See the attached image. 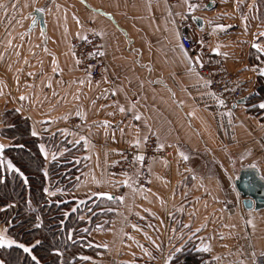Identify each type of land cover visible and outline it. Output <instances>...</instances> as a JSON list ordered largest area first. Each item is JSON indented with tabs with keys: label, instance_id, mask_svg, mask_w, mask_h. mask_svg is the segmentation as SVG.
<instances>
[{
	"label": "crops",
	"instance_id": "crops-1",
	"mask_svg": "<svg viewBox=\"0 0 264 264\" xmlns=\"http://www.w3.org/2000/svg\"><path fill=\"white\" fill-rule=\"evenodd\" d=\"M36 8L46 32L31 27ZM193 16L204 19L203 30ZM90 30L103 44L97 81L75 57L77 70L66 69L72 40ZM186 34L241 79L248 99L235 112L194 68ZM254 44L264 48V0H0V127L2 114L15 109L30 120L47 166L72 154L79 175L60 192L92 202L115 194L89 230L87 248L97 251L80 264H176L189 246L213 264H254L264 250V209H245L235 184L243 166L264 177V98L250 99L264 78V51ZM152 135L174 160H153L150 188L135 176L112 182L111 163ZM133 214L149 226L136 225ZM3 229L19 243L0 222Z\"/></svg>",
	"mask_w": 264,
	"mask_h": 264
},
{
	"label": "trees",
	"instance_id": "trees-1",
	"mask_svg": "<svg viewBox=\"0 0 264 264\" xmlns=\"http://www.w3.org/2000/svg\"><path fill=\"white\" fill-rule=\"evenodd\" d=\"M263 98L264 78H259L258 88L250 99L257 102ZM1 121L4 123L0 128L4 139L1 143L5 147L0 154V222L8 226L9 235L19 243L0 247V262L80 264L86 261L83 256L97 251L92 245L87 248L89 230L97 226V219L107 212L104 205H96L114 198L100 195L96 202L91 201L95 197H82L86 198L82 201V198L75 200L69 190L60 192L70 188L79 175L71 160L72 154L69 152L47 166L40 139L33 135L28 118L10 109L2 114ZM9 161L15 165L10 172ZM47 183L59 187V191L48 195ZM86 206L97 208L98 212L83 214L79 209ZM21 244L30 250L21 248ZM207 257L209 254L189 246L174 261L176 264H208Z\"/></svg>",
	"mask_w": 264,
	"mask_h": 264
},
{
	"label": "built area",
	"instance_id": "built-area-1",
	"mask_svg": "<svg viewBox=\"0 0 264 264\" xmlns=\"http://www.w3.org/2000/svg\"><path fill=\"white\" fill-rule=\"evenodd\" d=\"M152 2L165 1L170 5H175L181 0H150ZM209 38L207 33L201 37ZM196 39L191 34H186L181 38L182 45L190 53L193 66L197 72L210 81L211 91L224 101L223 108L235 112L239 105V100L246 95V88L241 83V79L229 71L220 63H213L207 59L196 45ZM73 54L78 62V67L92 80H99L102 77L105 64L103 61V46L100 36L95 31H88L84 36L72 40ZM143 159H138L139 156ZM154 159H165L172 162L174 160L171 150L163 146L156 136H149L143 145H132L126 148L110 165L109 176L112 182H122L134 177L140 187H151L150 166ZM131 220L138 226L147 228L149 220L144 215L133 214ZM254 264H264V250L254 253Z\"/></svg>",
	"mask_w": 264,
	"mask_h": 264
},
{
	"label": "water",
	"instance_id": "water-1",
	"mask_svg": "<svg viewBox=\"0 0 264 264\" xmlns=\"http://www.w3.org/2000/svg\"><path fill=\"white\" fill-rule=\"evenodd\" d=\"M211 3L212 1L207 5L208 8H210ZM32 15L34 19L31 23V27L33 28L39 24L42 30L46 32L47 27L45 24L44 11H41V8H36L35 10H33ZM192 20L197 25L200 31L204 29L205 23L202 17L193 16ZM247 99L248 96H245L239 100V103H245ZM235 184L243 198V206L245 209H264V178H262V176L260 175L259 170L249 166H243L241 172L235 179ZM110 194L111 196H103L113 199L115 197V194Z\"/></svg>",
	"mask_w": 264,
	"mask_h": 264
},
{
	"label": "snow or ice",
	"instance_id": "snow-or-ice-1",
	"mask_svg": "<svg viewBox=\"0 0 264 264\" xmlns=\"http://www.w3.org/2000/svg\"><path fill=\"white\" fill-rule=\"evenodd\" d=\"M194 7H195L194 5H191V4L189 5V9H190V10H193ZM42 10H43V9H41V11H42ZM217 27H223V26H222V25H217ZM254 47L257 48V49H259L260 51H264V48H261V46H260L259 44H254ZM215 50L218 51L219 49L217 48V49H215ZM260 71H261L262 74H264V69H261ZM206 83H210V81H206ZM22 98H23V97H22ZM219 103H220V104H223L224 101H223V100H220ZM260 107H261V108H264V103H262V104L260 105ZM121 110L123 111V108H121ZM193 115H194V113H193ZM137 119H139V117H137ZM33 134L36 135L35 132H33ZM136 143L138 144L139 141H136ZM4 147H5V145H4L3 143H0V154H2V150L4 149ZM42 147H43V146H42ZM181 155L183 156L184 154L181 153ZM138 159L142 160V159H143V156H142V155L139 156ZM185 159H187L186 156H185ZM8 163H9L13 168H15V165H13V164L11 163V161H9ZM262 178H264V177H262ZM125 183H127V181H125ZM45 191H47V189H46ZM99 195L111 196L110 193H100ZM120 199L122 200L123 197H121ZM6 231H7V229L0 230V245H12V244H15V243H16L15 240H13V239H11V238H9V237L6 236V234H5ZM198 231H199V229H198ZM20 247H21V248H25L26 251L30 250V249H28V248H27L25 245H23V244H21ZM105 247H106V245H105ZM203 250H204V251H210V250H211L210 245H206V246H204ZM170 259H171V258H170ZM0 264H3V262H0ZM166 264H169V262H166Z\"/></svg>",
	"mask_w": 264,
	"mask_h": 264
},
{
	"label": "rangeland",
	"instance_id": "rangeland-1",
	"mask_svg": "<svg viewBox=\"0 0 264 264\" xmlns=\"http://www.w3.org/2000/svg\"><path fill=\"white\" fill-rule=\"evenodd\" d=\"M35 6V4L33 5V7ZM72 50V51H71ZM71 53V56H69L70 57V59H69V61H68V63L66 64V69H68V70H77L76 68H75V65L73 66V63L75 64V61H74V56H73V47H72V45H71V49L69 50ZM78 67V66H77ZM78 70L79 71H82L79 67H78ZM2 127H4V123L3 124H1V127L0 128H2ZM2 137V134H0V139H2L1 138ZM4 140V139H3ZM2 141V140H1ZM9 142H11V141H9ZM8 141H6V143L8 144L9 143ZM130 147V146H129ZM7 169H9V171L8 172H10L11 170H12V166L9 164V163H7ZM55 180V179H54ZM82 201H84V200H86V198H82L81 199ZM108 204V202H101V203H99V204H97L96 206L97 207H99V206H101V205H107ZM95 206V207H96ZM97 208H92L91 206H86L85 208H80L79 210H81L82 211V213L83 214H85L87 211H90V213H94V212H98V210H96ZM100 210V209H99ZM67 214H68V212H67ZM253 259H254V255H253ZM208 264L210 263V264H213V262L212 261H210L209 260V258L207 257V261H206Z\"/></svg>",
	"mask_w": 264,
	"mask_h": 264
}]
</instances>
